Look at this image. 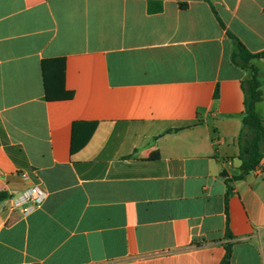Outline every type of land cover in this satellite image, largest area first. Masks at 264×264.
<instances>
[{
	"label": "crops",
	"instance_id": "obj_1",
	"mask_svg": "<svg viewBox=\"0 0 264 264\" xmlns=\"http://www.w3.org/2000/svg\"><path fill=\"white\" fill-rule=\"evenodd\" d=\"M234 37L264 51V0H0V264H264Z\"/></svg>",
	"mask_w": 264,
	"mask_h": 264
},
{
	"label": "trees",
	"instance_id": "obj_2",
	"mask_svg": "<svg viewBox=\"0 0 264 264\" xmlns=\"http://www.w3.org/2000/svg\"><path fill=\"white\" fill-rule=\"evenodd\" d=\"M233 39L236 45L234 62L250 72V78L242 87L244 111L242 114V129L238 136V158L241 161V165L239 175L233 177V179L237 180L251 173L264 158V118L256 109L257 104L262 100L261 83L258 69L251 64L254 59H264V51L258 54H251L237 38L234 37ZM227 183L229 182L227 181ZM229 194L228 186L226 199ZM5 199L6 196L0 194V202ZM226 234L227 236L230 235L228 230ZM225 250L226 253L220 264H231L232 248L230 245H226Z\"/></svg>",
	"mask_w": 264,
	"mask_h": 264
},
{
	"label": "built area",
	"instance_id": "obj_3",
	"mask_svg": "<svg viewBox=\"0 0 264 264\" xmlns=\"http://www.w3.org/2000/svg\"><path fill=\"white\" fill-rule=\"evenodd\" d=\"M252 172L257 176H262L264 174V165L259 164ZM21 177L26 182L29 181V177L25 173H22ZM45 199L46 192L44 189L39 184H30L25 191L9 200L10 203L7 209L11 212L19 211L22 216H27L39 208Z\"/></svg>",
	"mask_w": 264,
	"mask_h": 264
}]
</instances>
